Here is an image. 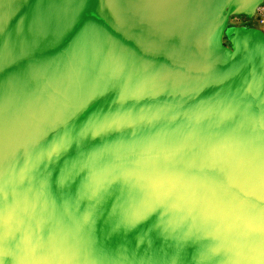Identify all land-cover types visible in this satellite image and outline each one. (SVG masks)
<instances>
[{"label":"water","instance_id":"95a60500","mask_svg":"<svg viewBox=\"0 0 264 264\" xmlns=\"http://www.w3.org/2000/svg\"><path fill=\"white\" fill-rule=\"evenodd\" d=\"M262 2L0 0V264H264Z\"/></svg>","mask_w":264,"mask_h":264},{"label":"rangeland","instance_id":"374dc122","mask_svg":"<svg viewBox=\"0 0 264 264\" xmlns=\"http://www.w3.org/2000/svg\"><path fill=\"white\" fill-rule=\"evenodd\" d=\"M252 19H254V17L249 18L243 15L232 16L228 21V25L230 28H244V29L255 28L261 30L264 33V30L259 25L254 24ZM223 40L226 45L229 44L228 40L226 39V36L224 37Z\"/></svg>","mask_w":264,"mask_h":264},{"label":"built area","instance_id":"2783aa9c","mask_svg":"<svg viewBox=\"0 0 264 264\" xmlns=\"http://www.w3.org/2000/svg\"><path fill=\"white\" fill-rule=\"evenodd\" d=\"M252 17H254V19H252L253 23L256 24V25H259L264 30V0L257 7L256 12H255V14Z\"/></svg>","mask_w":264,"mask_h":264},{"label":"snow or ice","instance_id":"6c2138e0","mask_svg":"<svg viewBox=\"0 0 264 264\" xmlns=\"http://www.w3.org/2000/svg\"><path fill=\"white\" fill-rule=\"evenodd\" d=\"M111 123H112V121H109L107 119L105 121H103L104 126H109Z\"/></svg>","mask_w":264,"mask_h":264},{"label":"bare ground","instance_id":"6f19581e","mask_svg":"<svg viewBox=\"0 0 264 264\" xmlns=\"http://www.w3.org/2000/svg\"><path fill=\"white\" fill-rule=\"evenodd\" d=\"M246 74L247 75H253L254 77H256L254 74H252L249 70H246ZM258 78V77H257ZM258 79H260L261 81H264V79H262V78H258Z\"/></svg>","mask_w":264,"mask_h":264}]
</instances>
